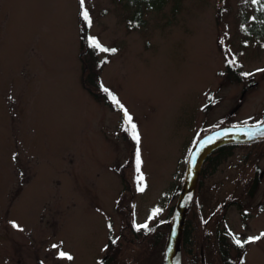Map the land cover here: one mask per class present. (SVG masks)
Returning <instances> with one entry per match:
<instances>
[{
    "label": "rangeland",
    "instance_id": "rangeland-1",
    "mask_svg": "<svg viewBox=\"0 0 264 264\" xmlns=\"http://www.w3.org/2000/svg\"><path fill=\"white\" fill-rule=\"evenodd\" d=\"M84 59L99 75L93 93ZM258 70L264 0H0V264H163L195 143L264 122ZM109 93L137 126L139 172ZM143 224L154 229L128 232ZM262 233L264 138L215 145L187 206L179 264H223V248L229 264H264ZM250 236L260 239L235 243Z\"/></svg>",
    "mask_w": 264,
    "mask_h": 264
},
{
    "label": "water",
    "instance_id": "water-1",
    "mask_svg": "<svg viewBox=\"0 0 264 264\" xmlns=\"http://www.w3.org/2000/svg\"><path fill=\"white\" fill-rule=\"evenodd\" d=\"M262 132H264V122L245 126L222 127L215 129L198 139L190 152L186 176L181 185L178 199L172 214V220L169 225L165 241L163 264H177L179 260L180 236L191 192L194 188L202 159L211 150L209 149L205 153H202V146L208 140L217 137L239 135L242 139L248 140L264 138V135H261Z\"/></svg>",
    "mask_w": 264,
    "mask_h": 264
},
{
    "label": "snow or ice",
    "instance_id": "snow-or-ice-1",
    "mask_svg": "<svg viewBox=\"0 0 264 264\" xmlns=\"http://www.w3.org/2000/svg\"><path fill=\"white\" fill-rule=\"evenodd\" d=\"M81 2V6L83 7L84 5V0H80ZM253 2H255V0H253ZM81 15L83 16L84 20L87 22V23H91V20L89 18V14L87 11H83L81 13ZM88 40H89V46L90 47H93L95 49H99L100 51L102 52H115L116 49H108V48H105L103 47L95 37H88ZM258 71H264V70H258ZM243 75H250L248 73H244ZM104 91L105 92H108V89L107 88H104ZM109 97L110 99H112L116 104L119 105V101L116 100V97L114 95H112L111 93H109ZM121 110L124 112V117H125V123L128 124L130 126V129H131V133H132V139L136 142V170L137 172L140 171V163H141V160H140V134L138 133V131L136 130L137 129V126L135 123L132 122V117L128 114L127 110L124 108L123 105H119ZM254 135V134H253ZM261 135H264V132L261 133ZM139 180H143V177L142 175L138 177ZM138 191H143V186H138ZM158 211V210H157ZM10 223L12 224V226L14 228H17L18 225L14 222V221H10ZM109 227H111V225H109ZM148 225L147 224H143V225H136V228L137 230L141 229V228H147ZM261 235H264V233H262ZM260 239V236H250L248 237L246 240L243 241V243L241 242V239L240 238H234L235 240V243L241 247H243V244L244 243H249V242H253V241H256V240H259ZM112 243H116L115 240L112 241ZM53 248H56L57 245H52ZM58 255L61 257V258H67L68 260H71L73 259V257L68 254L67 252H64V251H60L58 253Z\"/></svg>",
    "mask_w": 264,
    "mask_h": 264
},
{
    "label": "trees",
    "instance_id": "trees-1",
    "mask_svg": "<svg viewBox=\"0 0 264 264\" xmlns=\"http://www.w3.org/2000/svg\"><path fill=\"white\" fill-rule=\"evenodd\" d=\"M90 50V54L93 56L94 54H92V52L91 51H93V50H91V49H89ZM87 53H88V51H87ZM83 57V56H82ZM84 58V57H83ZM100 63V62H99ZM103 63V62H102ZM232 63V62H231ZM230 62H227V66H226V69H227V71H229L230 72V74H233V76H237L238 77V75L239 76H241L242 74H241V71L237 68V67H235L233 64H231ZM82 70H83V74H82V77H81V79H82V83L85 85V87L91 92V93H93V91H91V90H93V89H100L99 87L101 86V83H100V79H99V75H97L96 77H95V75L94 74H92V72H91V65L88 63V62H86V60L84 59L83 60V68H82ZM230 74H227V75H230ZM89 80L91 81V82H89ZM96 87V88H95ZM95 97V96H94ZM104 97V96H103ZM261 139H255V140H252V141H254V142H258V141H260ZM263 140V139H262ZM231 143V142H230ZM133 144H135V142H134V140H133ZM231 144H233V143H231ZM226 150V147L225 146H223V145H220L218 148H217V151L219 152V153H221V152H224ZM134 151H132V154H131V157H130V159L133 157V155H134V153H133ZM209 157H211V155H208L207 156V159L209 158ZM213 158H209V160H212ZM256 184H257V180H256V178H255V182H254V184H253V186L255 187L256 186ZM154 229V227H152V226H148L147 228H141V229H139V230H136L135 229V227L132 225V226H129V230H128V232L130 233V234H137L136 232L138 231V232H141V234L142 235H148L149 234V232L150 231H152ZM121 236V234H119V236L118 237H120ZM240 248H241V246H240ZM221 257H222V259H223V264H229V262H228V260H229V255H227V249L226 248H223V250L221 251ZM111 260V257H104V258H102L99 262H98V264H110V261ZM112 261V260H111Z\"/></svg>",
    "mask_w": 264,
    "mask_h": 264
},
{
    "label": "bare ground",
    "instance_id": "bare-ground-1",
    "mask_svg": "<svg viewBox=\"0 0 264 264\" xmlns=\"http://www.w3.org/2000/svg\"><path fill=\"white\" fill-rule=\"evenodd\" d=\"M237 139H242L241 136L236 135V136H230V137H217V138H212L208 140L203 146H202V153H205L209 149H212L215 145L226 142L229 140H237ZM179 264V262H177Z\"/></svg>",
    "mask_w": 264,
    "mask_h": 264
}]
</instances>
